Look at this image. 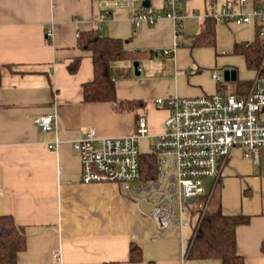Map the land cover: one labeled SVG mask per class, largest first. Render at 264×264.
Here are the masks:
<instances>
[{"label": "crops", "instance_id": "crops-1", "mask_svg": "<svg viewBox=\"0 0 264 264\" xmlns=\"http://www.w3.org/2000/svg\"><path fill=\"white\" fill-rule=\"evenodd\" d=\"M112 1L0 0V215H12L26 228L28 246L18 255V264L128 262L132 242L144 254L142 263L133 264H222L219 259H187L202 199L189 205L183 225L162 227L120 184L83 182L73 144L90 129L102 138L134 134L138 118L145 115L149 133L139 141V149L145 140L144 153H151L169 115L156 104L157 98L218 91L215 71L206 72L214 64L213 47L196 44L209 26L213 3L223 0H180L187 17L178 39L170 19L134 27L133 10L144 7L145 0L134 6ZM150 3L159 12L166 10L164 0ZM214 25L218 41V33L231 26L253 34L242 43L225 44L232 52L236 44L256 35L250 26ZM96 28L125 42L130 58L114 63L112 75L119 100H143L137 113H116L110 102L84 100V85L94 80V65L92 53L78 48V34ZM167 49L175 51L165 55ZM76 60L79 68L71 73L69 64ZM243 60L241 66L247 67ZM135 61L140 63L139 76ZM251 78L238 96L249 92ZM54 113L57 122L51 131L33 122ZM216 190L225 215L248 218L236 229L237 251L245 264H264V167L235 149Z\"/></svg>", "mask_w": 264, "mask_h": 264}, {"label": "built area", "instance_id": "built-area-1", "mask_svg": "<svg viewBox=\"0 0 264 264\" xmlns=\"http://www.w3.org/2000/svg\"><path fill=\"white\" fill-rule=\"evenodd\" d=\"M141 0H113L116 6L133 5ZM166 10L155 7L134 9L132 23L135 28L144 24L154 25L161 19L174 22L175 37L182 36L183 22L180 0H164ZM216 25L233 23L239 27L250 26L256 38L244 43L246 47L260 45V61L253 69L249 92L244 96L218 89L213 94L199 97L171 96L157 98L156 104L169 111L164 132L151 147V153L159 154V177L143 180L139 141L149 133L145 115L138 118L134 134L126 137L102 138L90 129L73 144L82 168L85 183H118L138 203L148 200L153 204L149 215L162 227L184 224V215L193 199L212 198L218 182L235 149L255 166L261 167L264 159V0L254 5L251 0H223L213 3L207 14ZM104 18V17H103ZM48 32L47 37L51 38ZM176 49V48H175ZM175 49L164 50L170 55ZM217 83L223 81L217 72L212 74ZM43 131H51L57 122V114H42L33 119ZM50 148H56L50 145ZM167 156L171 158V172L164 169ZM209 181L207 184L206 182ZM158 194L157 202L151 201ZM178 205L179 211L175 209ZM207 209V208H206ZM205 209V210H206ZM188 255V252H186ZM56 256L59 258L58 253Z\"/></svg>", "mask_w": 264, "mask_h": 264}, {"label": "trees", "instance_id": "trees-1", "mask_svg": "<svg viewBox=\"0 0 264 264\" xmlns=\"http://www.w3.org/2000/svg\"><path fill=\"white\" fill-rule=\"evenodd\" d=\"M208 22L209 26L197 37L196 45L215 46L217 38L215 25L211 19H208ZM77 46L80 50L92 53L94 65V80L84 85V100L90 103L110 102L116 113H137L143 105V100H119L116 81L112 75L114 63L130 58L129 51L125 49V42L104 35L99 28H96L81 31L78 34ZM232 54L244 56L247 68L253 70L258 67L260 61V45L246 47L244 44H236ZM78 68L79 60L69 64L71 73L77 72ZM158 162L159 154L156 152L144 153L141 156L143 180L158 179ZM201 199L204 204L207 203V198ZM205 208L201 209L196 236L187 251V259H219L222 264H245L244 257L237 251L236 229L239 225L248 223V218L242 215H225L219 193L217 197L215 195L209 200ZM27 246L26 228L19 225L12 215H0V264H18V255L25 251ZM129 254L128 262L104 264H133L144 261L143 251L136 242H132Z\"/></svg>", "mask_w": 264, "mask_h": 264}, {"label": "rangeland", "instance_id": "rangeland-1", "mask_svg": "<svg viewBox=\"0 0 264 264\" xmlns=\"http://www.w3.org/2000/svg\"><path fill=\"white\" fill-rule=\"evenodd\" d=\"M220 38H221V42H222L221 45L219 43ZM252 38H253V34L248 32V31H245V28L239 29V28L234 27V26H231V29L228 32H223V33L219 32L218 33L219 41L216 38V44L213 48L211 47L212 50H210L213 57H215L216 59H214L212 57V59H213L212 61H214L213 62L214 64L209 66V69L206 72L213 73L215 71V72H217L218 75L221 76L223 81L218 83L219 89L224 90L229 94L232 93V94L238 95L240 88L244 89L246 86H248V82H246V81L250 80V78L253 76V70L248 69L244 65L241 66L240 62L244 61L243 60L244 56L233 55L232 54V47L231 46L227 47L225 44H228L229 41H233L235 43H242L243 41H245L247 39H252ZM254 38H256V35ZM211 48H209V49H211ZM229 64H236V65L229 66ZM229 69H236L238 71L239 80L241 82H239V81H229V82L224 81L223 73L225 70H229ZM201 72H203V71H201ZM146 146H147V143L145 142V140H143V142H141V145H140L141 151L143 153L146 152L145 151L146 149H148V148H146ZM263 154H264V150H263ZM163 157L166 158V163L164 164V169L167 171V173H170L171 167H172L171 166V158L167 157V156H163ZM262 162H263L262 166L264 167V159ZM208 182L209 181H207L206 184ZM215 192H216V197H217L218 196V190H216ZM158 199H159L158 194H153V196L151 197V201H153V202H157ZM198 200L193 199L191 203H197ZM201 207L204 209L206 207V205L202 204ZM175 209L177 211L180 210L178 205L175 206ZM195 214H196V218L201 216V214L198 211H195ZM147 215H148V213H147ZM188 219H189V214H185L184 220L186 221Z\"/></svg>", "mask_w": 264, "mask_h": 264}, {"label": "water", "instance_id": "water-1", "mask_svg": "<svg viewBox=\"0 0 264 264\" xmlns=\"http://www.w3.org/2000/svg\"><path fill=\"white\" fill-rule=\"evenodd\" d=\"M143 4L147 7L152 6V4L150 3V0H145L143 2ZM134 63V68H135V74L137 76L140 75V63L138 61L133 62ZM224 81L229 82V81H237L238 80V71L236 69H229V70H225L224 73ZM153 204H151L150 202H148V200L145 199L144 202H142L141 204V208L142 210H144L145 212H150L152 210Z\"/></svg>", "mask_w": 264, "mask_h": 264}]
</instances>
